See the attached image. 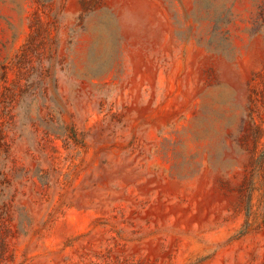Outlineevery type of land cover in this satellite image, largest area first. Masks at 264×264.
<instances>
[{"label":"rangeland","instance_id":"1","mask_svg":"<svg viewBox=\"0 0 264 264\" xmlns=\"http://www.w3.org/2000/svg\"><path fill=\"white\" fill-rule=\"evenodd\" d=\"M0 264H264V0H0Z\"/></svg>","mask_w":264,"mask_h":264}]
</instances>
